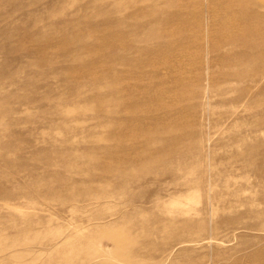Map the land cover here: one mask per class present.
<instances>
[{"label": "rangeland", "instance_id": "374dc122", "mask_svg": "<svg viewBox=\"0 0 264 264\" xmlns=\"http://www.w3.org/2000/svg\"><path fill=\"white\" fill-rule=\"evenodd\" d=\"M0 264H264V0H0Z\"/></svg>", "mask_w": 264, "mask_h": 264}, {"label": "bare ground", "instance_id": "6f19581e", "mask_svg": "<svg viewBox=\"0 0 264 264\" xmlns=\"http://www.w3.org/2000/svg\"><path fill=\"white\" fill-rule=\"evenodd\" d=\"M231 8V7H230ZM244 19V18H243ZM248 20V19H247ZM248 30V29H247ZM249 31V30H248ZM129 111V110H128Z\"/></svg>", "mask_w": 264, "mask_h": 264}]
</instances>
